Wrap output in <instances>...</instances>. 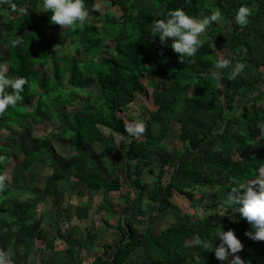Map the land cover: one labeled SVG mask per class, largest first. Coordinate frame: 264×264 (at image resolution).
Returning a JSON list of instances; mask_svg holds the SVG:
<instances>
[{"label": "trees", "instance_id": "obj_1", "mask_svg": "<svg viewBox=\"0 0 264 264\" xmlns=\"http://www.w3.org/2000/svg\"><path fill=\"white\" fill-rule=\"evenodd\" d=\"M111 2L119 6L120 15L112 10L102 13L94 7L95 0H86L90 15L81 26L83 47L100 49L104 57L82 60L74 57L69 70L55 66L54 77L44 79L40 77L39 66L47 65L55 52L48 30L60 25L51 22L50 11L42 9L43 0H10L0 6V63L7 64L9 75L28 79L24 99L0 114V128L4 129L9 122L43 124L56 117L61 121L56 134L63 136L72 150L64 162L54 147L53 134H48L39 138L25 157L23 165L30 168L38 156L50 152L51 173L46 178L45 193L55 202L61 192L60 182L65 180L72 183L71 193L80 196L102 189L117 191L124 185L141 196L145 189L144 165L148 164L145 152L158 149L161 165L150 196L155 212L173 209L175 191L192 197L187 182H200L213 188L216 180L224 177V187L230 191L234 186L233 177L254 179L258 167L264 165V145L251 150L252 141L264 135V89L261 87L264 84V0H166L161 12L143 7L134 9L132 0ZM12 3L17 9L11 7ZM242 5L252 10L246 25L235 20ZM20 7H27L28 14L19 11ZM179 7L196 17L203 10L220 9L222 17L230 20L232 61L245 64L239 77L229 78L230 65L227 69L215 68L220 57L214 43L224 32L217 23L209 26V38L204 39L203 47L194 58L181 59L182 54L171 45L172 38L168 43L162 42L159 36L151 38L153 21L166 18L170 10ZM68 30L71 32L73 28ZM103 33L112 35L113 44L104 41ZM18 38L22 43H14ZM214 71H222L220 78ZM85 75L96 77L95 97L92 91L82 92ZM146 76H156L169 83L154 92L156 109L143 121L146 131L136 136L127 131L124 111L135 99L141 79ZM74 104H79V111L67 113L66 108ZM241 121L245 123L244 128L240 126ZM176 125L178 133L174 132ZM118 135L124 139L117 144ZM171 138H177L184 148L175 165L171 164L172 154L167 146ZM89 143L98 148L89 149ZM112 152L122 153L123 163L114 177H109L102 163ZM0 154L6 156L0 162V171L4 172L9 153L0 146ZM168 170L169 178L165 179ZM14 189L8 183L0 192V249L10 244L13 231L45 241L48 250L54 248V238L48 237L41 219L29 221L31 203L20 198L8 202ZM133 201L136 206V199ZM221 203L237 210L232 202ZM217 205L215 200L203 203L204 209ZM8 208L11 213L4 214ZM60 209L65 211L64 207ZM134 214L127 219L120 216L118 228L122 237L114 244L104 243L106 256H95L91 264H128V261L131 264H227L217 258L214 249H205L196 240L200 236L214 241L219 226L234 229L242 240L244 248L238 255L245 264H264V240H253L246 235L255 229L241 214L237 221L216 212L199 217L188 212L178 213L160 231L153 226L154 217L140 219L138 213ZM86 237L93 245L95 234L89 232ZM138 247L149 250L152 256L133 259ZM67 251L72 264H83L80 250L68 247ZM28 252L25 264H28ZM39 264H50V260L42 256Z\"/></svg>", "mask_w": 264, "mask_h": 264}, {"label": "rangeland", "instance_id": "obj_2", "mask_svg": "<svg viewBox=\"0 0 264 264\" xmlns=\"http://www.w3.org/2000/svg\"><path fill=\"white\" fill-rule=\"evenodd\" d=\"M166 0H132V7L134 9L143 7L153 12H161ZM10 0H0V6L9 3ZM96 5L99 4V10L102 13L108 11H117L121 14L119 6L112 4L111 0H95ZM214 8L203 10L198 17L202 18L209 15ZM218 26L223 29V34H220L217 42L214 43L217 55L221 58H233V46L230 41V34L232 25L229 19L221 17ZM209 27L203 36V39L208 37ZM104 41L112 43V35L103 33ZM48 37L51 39L55 48L49 62L45 66H39L40 77H54L55 66L61 69L69 70L73 64V58L78 57L80 60L95 58L100 59L104 54L97 48H84L82 43L84 33L81 26L75 29L68 30L63 26L57 28H50L48 30ZM209 38V37H208ZM79 51V52H78ZM238 58V57H237ZM237 60H233L228 70L234 66ZM264 70V67H262ZM222 71H214L217 78L220 75L216 73ZM169 82L156 76H146L141 79V86L135 97L130 103L128 109L124 111V117L128 125L135 121H144L148 118L152 111L156 109L153 95L156 90H160L167 86ZM69 87V86H68ZM264 89V84H261ZM70 88V87H69ZM92 91L94 97L98 93L96 87L95 75L84 76L83 93ZM222 87L220 86L219 93L222 94ZM79 111V104L70 105L66 108L67 113ZM53 113V111H50ZM61 121L54 117L50 121L43 124H33L30 121L17 125L10 123L4 129L0 128V146L6 149L9 153V159L4 172L8 174V183L12 184L15 189L8 198V202L16 198L29 201L31 208L28 216L29 221L41 219L42 226L45 229L48 237L54 238V248L48 250L45 248V241L33 239L29 236L13 231L11 242L8 246L0 249L6 254L8 264H25L26 252L28 253V264H39L41 257L45 256L50 260V264H72L70 262L68 247L75 250H80L83 264H91L95 256H106L104 243L114 244L121 237L122 233L118 228V220L120 216L134 217V213H138V217L150 218L154 217L153 226L156 231H160L168 226L176 214L188 212L195 217L204 216L211 213H223L230 215L232 219L239 221L240 213L234 208H227L221 206V202L231 203L228 199L229 191L224 187L226 179L224 177L218 178L213 188L204 186L202 183L187 182L186 187L193 192L192 197H188L178 191H175L172 197L173 209L164 212H155L154 203L150 198L151 192L154 188V180L161 165L159 152L161 150H147L145 152L148 164L144 165V173L142 181L145 184L144 192L141 196H137L134 190H131L127 185H124L121 190L109 191L102 189L100 191H91L84 196L71 193L72 183L62 180L60 182V194L54 202L44 191L47 176L51 173L50 152L38 156L36 161L30 168H25L23 161L25 157L37 145L39 138L48 134H53L54 147L58 151L60 157L64 162L67 161L72 150L69 143L61 135H58V126ZM240 126L245 127V123L241 121ZM178 126H174V132L178 133ZM124 139L122 136L116 137V143ZM129 139V138H128ZM171 138L168 147L171 150V164L175 165L181 157L184 148L181 143ZM264 145V135L252 141L251 150H258ZM89 149L95 150L97 145L89 143ZM146 160L143 163H146ZM122 153L112 152L103 161L102 167L109 177H114L118 168L122 165ZM134 164V162H132ZM169 178V170L164 176ZM128 190L130 193L128 194ZM216 190V191H215ZM128 194V195H127ZM133 199H136V206ZM215 200L218 205L210 209H204L203 203ZM61 203V206L59 205ZM64 207L65 211L60 208ZM11 209L8 208L4 214H10ZM138 227L141 224L137 225ZM95 234L93 245L87 241L88 233ZM65 238L72 242H67ZM152 253L138 247L134 252L133 259H148ZM234 256L226 259V263L230 264V260ZM128 264H131L128 261Z\"/></svg>", "mask_w": 264, "mask_h": 264}, {"label": "clouds", "instance_id": "obj_3", "mask_svg": "<svg viewBox=\"0 0 264 264\" xmlns=\"http://www.w3.org/2000/svg\"><path fill=\"white\" fill-rule=\"evenodd\" d=\"M15 10L17 5L11 4ZM99 10L100 5L94 6ZM42 9L50 11L51 22L63 26L65 29L70 27L75 29L87 22L90 10L86 5V0H43ZM19 11L28 14L27 7H20ZM251 8L242 5L235 16L236 23L246 25L249 22ZM222 17L220 9L213 10L209 15L202 18L193 16L179 7L170 10L166 18L155 19L151 26L152 39L159 36L164 43L169 42L175 51L184 57L194 58L197 52L204 45L203 36L212 22H219ZM16 44L22 43L21 39L14 41ZM233 62L228 58H219L215 62L216 69H227ZM245 69L242 61H236L231 71L228 73L230 79L235 80ZM222 75V73H216ZM28 79L22 75H9L7 64L0 63V114L11 105L15 107L19 101L24 99L23 93ZM130 134L139 136L146 131V124L143 121H135L127 126ZM6 159L4 154H0V162ZM255 178L244 180L233 177V187L228 193L230 202L237 206V211L245 217L255 229L249 230L246 235L253 240H264V165L258 167ZM8 174L0 171V192L8 187ZM215 240L207 237L197 236L196 240L205 249H214L217 258L226 260L229 257L230 264H245V261L238 253L244 248L242 240L238 237L234 229L225 230L219 226V230L214 233ZM219 240V244L216 241ZM0 264H8L6 254L0 251Z\"/></svg>", "mask_w": 264, "mask_h": 264}]
</instances>
